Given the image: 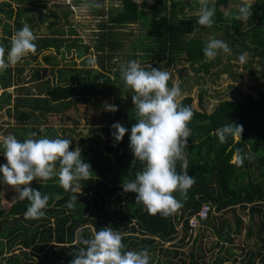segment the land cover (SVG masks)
Wrapping results in <instances>:
<instances>
[{"label":"trees","instance_id":"obj_1","mask_svg":"<svg viewBox=\"0 0 264 264\" xmlns=\"http://www.w3.org/2000/svg\"><path fill=\"white\" fill-rule=\"evenodd\" d=\"M14 1V0H13ZM18 1V0H15ZM195 4L199 0H191ZM232 0H208L209 7H215L214 24L211 28L197 23L198 16H185L182 0H119L116 8H110L104 21L99 25V41L94 46L96 63L99 70H84L83 68H57L56 81L45 80L37 85L34 94L29 88L21 87L23 92L13 98L12 111L19 125L40 124L42 118L57 115L72 109L77 103L95 102L100 98L113 95L116 98L118 110L112 116V123L122 117L117 101L121 90L128 97L120 78V69L112 70L113 63L104 65L103 57L112 60L116 47L119 46L115 29L134 23H141L144 33L132 40L134 52L147 63L141 66L150 70L148 65L161 69L169 65L186 63L190 69L198 73H209L214 66V59L207 60L203 54L206 46L204 40L192 37L193 33L206 28L220 31L231 49L229 57L246 54L250 57L264 58V0L251 6L252 15L245 27L241 28L235 16L238 11L224 13L221 8H227ZM147 7L146 11L142 9ZM190 9V8H189ZM34 10L16 8L13 10L9 3L0 4V13L6 21L12 19L13 34L28 24L33 30L47 21L48 33L38 35L35 41L37 50L34 57L47 50L63 54L76 49L77 56L82 52L77 47L78 39L66 44V36L58 29L60 17L57 7L48 9L46 15L35 10L34 16L26 17V13ZM65 18L70 12L63 11ZM24 17V21L21 18ZM66 23V22H65ZM3 36L0 46L5 48V55L10 49V33L7 23L3 24ZM7 28V29H6ZM69 33H71L69 29ZM117 45V46H116ZM82 47V46H80ZM46 64H56L53 57H43ZM163 65V64H162ZM193 65H198L194 69ZM223 72L221 69L219 73ZM20 69L13 72L10 68L0 72V90L18 85ZM218 75V74H217ZM103 81V82H101ZM115 84H119V87ZM36 87V86H35ZM256 96L249 93L238 100H221L215 104L209 113L205 111L204 94H198V110L192 108L191 98L185 96L179 103L190 106L193 117L188 124L191 135L188 147L184 152L189 159L188 173L195 177L194 185L187 191L184 199L179 192L173 195L182 203V207L174 214L164 218L157 214L150 216L142 205L135 203L136 193H124L122 183L125 179L132 180L135 173L143 169L137 162L132 166L133 153L129 147L131 127L137 123L135 109L126 107L122 110L126 119L122 126L128 129L123 140L119 143L111 136L104 141L90 144L81 153L82 159L91 165L92 176L82 182V194L78 195L74 210L66 207L72 193L65 192L58 182H47L33 189L41 191L42 195L50 197L48 206L44 209L46 215L39 220H25L28 201L15 200L8 209L0 210V264H71L83 245L77 243V233L81 231L85 238L105 227H112L124 234L122 251H139L147 248L150 255H155L154 261L159 264H174L173 257L181 252L164 248L166 243L175 245L178 240L183 243L186 239L187 221L197 214L203 204L210 206L205 221L213 212L220 213L232 210L233 226L219 225L218 229L211 226L216 239L215 248L221 243H230V233L238 234L243 229V221L234 213L240 209L248 217L245 236L255 234L260 239L264 249V89L256 90ZM243 125L240 138H228L226 143H220L214 132L225 124ZM115 131V130H114ZM237 149L244 154H251V159H245L242 166L237 165ZM177 173L181 172V162H177ZM257 172L256 177H250L249 172ZM240 178V180H239ZM118 192V193H117ZM209 221V220H208ZM180 225V229H177ZM210 227V223H209ZM196 229V228H195ZM180 231L182 236H179ZM230 232V233H229ZM222 233H228L225 236ZM179 237V238H178ZM172 244V245H173ZM218 245V246H217ZM231 254V253H230ZM158 255L166 259L161 260ZM264 264V252L254 254ZM254 255L249 252L247 262ZM193 255L189 253V264H196ZM153 262L150 261V264Z\"/></svg>","mask_w":264,"mask_h":264},{"label":"clouds","instance_id":"obj_2","mask_svg":"<svg viewBox=\"0 0 264 264\" xmlns=\"http://www.w3.org/2000/svg\"><path fill=\"white\" fill-rule=\"evenodd\" d=\"M199 5L197 23L211 28L215 7H209L208 0H199ZM88 6L101 9L103 4L99 0H91ZM251 15V6L245 4L238 8L235 19L247 22ZM38 38L28 24L17 30L10 38L7 57L5 48L0 46V72L15 66L28 54H35V41ZM221 53L230 54L231 49L220 39H209L203 48L207 60H213ZM238 59L244 62L245 56L242 54ZM148 68L150 70L143 69L135 60L126 62L120 68L125 90L134 93L131 100L137 123L131 127L129 137V147L134 156L132 166L135 167L137 162L143 165V169L135 173L134 179L123 181L122 189L124 193H136L135 203L142 205L148 215L159 214L166 218L183 206L173 193L179 192L186 199L187 191L195 183V177L188 173L190 161L184 152L191 135L188 124L193 111L190 106L178 102L181 89L178 84L168 86L171 79L168 71L150 64ZM104 108L111 112L118 110L116 105L105 104ZM112 128L115 129L112 132L114 141L121 142L128 129L118 122ZM243 131V125L230 123L217 128L214 135L223 144L230 137L241 139ZM28 137L21 142L12 134L0 135V148L7 161L0 165V182L11 186L21 201H28L23 214L25 220L45 217L44 209L50 199L48 195L29 187L34 180L41 183L58 178L59 186L65 192L72 193L66 207L74 210L78 195L82 194V182L88 181L93 173L91 165L82 159L81 149L77 147L69 151L71 140L68 138L37 139V132L34 131L29 132ZM237 154L238 166H242L245 159H251V154H244L241 149H237ZM178 161L181 162L180 173L176 170ZM123 237V233L114 231L112 227L94 231L90 238L78 235L77 243L83 247L79 248L71 264H150L147 248L122 251L125 248Z\"/></svg>","mask_w":264,"mask_h":264},{"label":"rangeland","instance_id":"obj_3","mask_svg":"<svg viewBox=\"0 0 264 264\" xmlns=\"http://www.w3.org/2000/svg\"><path fill=\"white\" fill-rule=\"evenodd\" d=\"M140 3L141 0H134ZM185 16H198L199 3L195 4L191 0H182ZM91 0H0V4L9 3L11 8L15 10L17 7L21 9L34 10V13H26L24 16L28 17L30 14L34 16L35 10H40L46 15L48 9L57 7V16L60 17L57 25L58 29H61L66 36V44H71L73 40L78 39L77 47L82 52L78 57L76 49H71L69 52L63 50V54L54 52L53 50H47L34 57L22 58L15 66L10 69L15 72V69H20L18 85L9 89L0 90V135L7 136L9 134L14 135L19 141L23 142L29 138V132H37V137L56 138L57 136L62 138H68L71 140L69 151L75 150L79 147L81 153L84 152L87 147L97 141H104L108 139L115 129L112 128V116L115 112L106 111L104 106L115 105L116 98L111 95L106 98H100L96 102L91 99L89 103H77L72 109L63 111L60 114L47 116L42 118L40 124H27L19 125L16 123L12 111L13 98L22 93L21 87L29 88L34 94L36 93L37 85L45 82H55L57 68H83L84 70H99L96 63V51L94 46L97 42L98 34L100 33L99 25L104 21L105 14L110 8H116L119 5V0H99L103 4L101 9L89 7ZM258 3V0H232L227 8H221L224 13L229 11L236 12L242 5L253 6ZM190 8V9H189ZM69 10V14L63 18V11ZM147 10V7L142 9ZM37 15V14H36ZM24 17L21 18L24 21ZM0 20L3 24L7 23V26L11 34H13L14 24L12 19L9 21L4 18V15L0 13ZM47 21H53L50 16H47ZM45 21L42 25L34 28L32 31L38 35H46L48 33V22ZM66 22V23H65ZM238 25L243 28L247 22L237 21ZM69 29L71 33H69ZM116 39L119 46L116 47V51L113 53L112 60H108L103 57L105 66L113 63L112 70H118L126 62L135 60L141 66L151 63V60L147 62L141 60L134 52V46L132 40L137 36L144 33V28L141 23H134L125 25L124 27L115 29ZM3 36V29L0 26V37ZM12 36V35H11ZM11 36L9 38H11ZM204 40L205 43L211 38H216L225 41L223 34L220 31H215L209 28L200 32H195L191 35ZM226 42V41H225ZM227 43V42H226ZM11 46V45H10ZM82 46V47H80ZM10 50V49H9ZM53 57L56 64H46L43 61L44 56ZM138 55V56H136ZM230 54H219L214 59V66L209 69L208 74H204L203 71L198 73L190 69L186 63L179 65H169L170 67H163L164 63H161V69L168 71L171 75V79L168 82V86L172 87L173 84H178L181 89V97L178 98V102L185 96L191 98L192 108L198 110V94L202 92V96L205 104V111L209 113L213 106L221 100H238L242 95L249 93L252 96H256V90L264 89V58L258 56L250 57L246 54L245 61L240 62L239 59L229 57ZM7 57V55H5ZM163 64V65H162ZM193 68H198V65H193ZM223 72L219 73L220 70ZM218 74V75H217ZM119 87V84H115ZM36 86V87H35ZM125 89V88H124ZM128 97L121 90L118 98L119 109L122 117L117 120L118 123L123 124L126 119V113L122 111L124 107L134 108L131 100V95L134 93L131 90H126ZM116 122V123H117ZM189 160V159H188ZM7 161L3 156V150L0 148V165L6 164ZM59 165L57 164V168ZM250 177H256L257 172H249ZM2 179V177H0ZM240 180V178H239ZM58 182V178L54 177L51 180L43 181L39 183L34 180L29 187L47 183ZM23 187V186H22ZM118 193V192H117ZM18 193L8 185L0 182V210L8 209L9 206L19 197ZM17 196V197H16ZM15 197V199H14ZM234 213L243 221V229L238 234L230 233L232 238L230 243H221L220 247L215 248L216 239L213 235V228L218 229L219 225L225 223L226 226H233L232 210H225L223 212H216L210 214V218L200 223L189 238L186 237L184 242L179 243L178 240L174 245L172 243H166L164 248L170 250H176L181 252V259L185 264H189V253L193 255V260L196 264H260L259 257L254 254L264 252L261 248L260 239L255 234L250 235L249 238L245 236V228L248 223V217L236 208ZM210 223V227H209ZM89 227V232L92 231ZM83 234L81 231L77 233V236ZM228 233H222L225 236ZM182 236V232L179 233ZM179 238V237H178ZM173 244V245H172ZM218 246V245H217ZM251 252L254 257L247 262L248 254ZM231 253V254H230ZM155 255H150V261L152 264H157L154 261ZM161 260L166 259L164 256L158 255ZM179 256L173 257L171 262L174 264H181L178 262ZM159 264V263H158Z\"/></svg>","mask_w":264,"mask_h":264},{"label":"built area","instance_id":"obj_4","mask_svg":"<svg viewBox=\"0 0 264 264\" xmlns=\"http://www.w3.org/2000/svg\"><path fill=\"white\" fill-rule=\"evenodd\" d=\"M210 211V206L203 204L200 207V210L197 212L196 215L191 216L188 221H187V231H186V237L189 238L190 235L194 232L195 228L198 227V225L202 222L205 221L208 213ZM177 229H180V225H178ZM181 232V231H180Z\"/></svg>","mask_w":264,"mask_h":264}]
</instances>
